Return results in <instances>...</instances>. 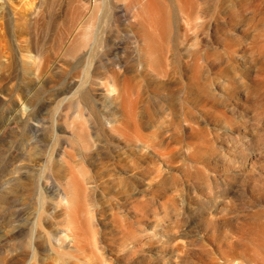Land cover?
<instances>
[{
  "label": "rangeland",
  "instance_id": "rangeland-1",
  "mask_svg": "<svg viewBox=\"0 0 264 264\" xmlns=\"http://www.w3.org/2000/svg\"><path fill=\"white\" fill-rule=\"evenodd\" d=\"M155 1L0 0V264H264V0Z\"/></svg>",
  "mask_w": 264,
  "mask_h": 264
},
{
  "label": "bare ground",
  "instance_id": "bare-ground-1",
  "mask_svg": "<svg viewBox=\"0 0 264 264\" xmlns=\"http://www.w3.org/2000/svg\"><path fill=\"white\" fill-rule=\"evenodd\" d=\"M182 11L189 10L194 7L196 0H178ZM140 19L147 23V25L150 26L151 30L149 32V54H152L156 61L162 62L165 58V55H167L166 51V39L168 35L171 32V25L169 21V15L165 13V11L160 7V5L155 0H148L147 8L145 10L144 14H141ZM157 39H159L161 42H157ZM179 126L181 128V134L176 135L175 140L178 141L180 138H182L184 135L186 139L189 138V135L186 134V129L182 128L183 125L181 122L179 123ZM162 156L161 154H159ZM175 155V152H171V157L167 159V162H171L173 160V156ZM161 172V170L159 171ZM212 191L217 189L216 186L210 187ZM215 192V191H214ZM260 235H264L263 233H260ZM257 239L259 242H264V240ZM238 241V239H235V243ZM246 250H249L247 247Z\"/></svg>",
  "mask_w": 264,
  "mask_h": 264
}]
</instances>
